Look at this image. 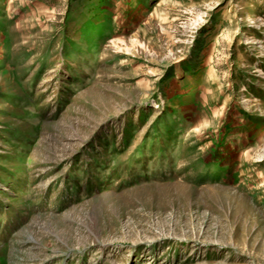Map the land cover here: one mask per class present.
<instances>
[{
  "label": "rangeland",
  "instance_id": "1",
  "mask_svg": "<svg viewBox=\"0 0 264 264\" xmlns=\"http://www.w3.org/2000/svg\"><path fill=\"white\" fill-rule=\"evenodd\" d=\"M0 264H264V0H0Z\"/></svg>",
  "mask_w": 264,
  "mask_h": 264
}]
</instances>
